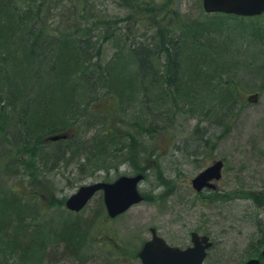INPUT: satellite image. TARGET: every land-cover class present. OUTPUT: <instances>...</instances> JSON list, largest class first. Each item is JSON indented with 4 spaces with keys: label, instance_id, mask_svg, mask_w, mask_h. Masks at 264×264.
<instances>
[{
    "label": "rangeland",
    "instance_id": "1",
    "mask_svg": "<svg viewBox=\"0 0 264 264\" xmlns=\"http://www.w3.org/2000/svg\"><path fill=\"white\" fill-rule=\"evenodd\" d=\"M133 1L33 0V4L31 0L29 2L0 0L1 8L8 11L10 7L16 12L14 18L9 15L8 20L7 18L1 20L3 24L5 23L3 27L5 33L3 30L0 31V51L10 49L13 55L4 62L0 61V64L5 65V68H0V75L6 73L10 78L15 72L13 68L21 63L18 59L28 58L25 52L31 50L34 39L26 37L25 34L28 32L26 30L36 23L45 25L48 33L56 37L60 34L55 27H63L59 23L60 18L66 23L76 22V26L79 23L86 27L93 25L96 34H101L98 40L94 38L95 44H92L95 46L93 54H96L99 48L101 57H93V61L97 63L100 61L105 68L106 62L113 58L114 52L116 53V44L112 36L102 37L108 26L115 27V19L122 30L143 32L145 39L156 32V26L159 27L160 23L167 21L162 17L171 18L173 8L179 10L182 15L201 20L209 15L203 9L202 0H151L154 3L162 1L163 4L153 13L146 11L140 14L143 17H138L139 12L135 18L123 20L131 13L132 10L128 6ZM147 1L150 0H143V4ZM5 2H9V5H5ZM82 14L85 19L81 17ZM222 19L225 20L226 26L215 34L213 32L212 36L217 42L227 43V50L222 52L221 60L225 63L223 68H230L235 75L232 76L233 72L230 76L223 75L224 78L220 81L216 79L212 84H217L219 95L223 97V93L226 92L223 84L225 79L234 81L236 91L229 102L220 104V107L211 105V101L205 98L211 96L206 88L211 89L212 84L208 82L209 77L202 76V80H199L201 83L198 84L202 85L200 87L202 94L198 100L202 99L203 102L204 99L205 104L211 105L212 109L199 111V115L187 113V104L181 103L183 106L179 109L173 104L177 101L173 98L172 101H168L169 96H166L167 102L156 109L158 119L153 118L155 115H150L145 121L139 120L144 119L145 109L142 106L144 98L154 102L151 95L149 97L147 95L148 92L151 94L153 88H145L144 93H136L135 106L119 108V111L125 113L130 120L129 123H124V129L137 135L144 144L146 143L145 145L153 147L148 146L149 149H154L155 156L151 157L152 155L146 152L145 160H154L155 169L159 166L160 173L161 166L163 178L170 180L163 185L156 172L148 171L149 177H145L140 184L145 199L131 206L120 216L109 218L101 191L97 192L79 212L70 211L65 205L67 197L83 184L109 178L111 180L118 174L136 173L132 161H124L126 149L124 145L130 141L129 136L113 138L108 142L106 149H96L95 134L100 128L108 129L109 118L103 112L106 109L110 110L111 107L108 102L109 107L106 102L99 104L103 105L101 107L94 104V101L96 103L100 101L98 97L102 93L97 86H94L98 92L94 101L89 99L88 104L84 103L80 107L74 105L72 108H76L77 111H70L67 114L70 120L73 113L77 117V124L75 128L69 130L71 132L69 137L56 142H45V146L41 148V155L37 154L34 157L33 154L30 156V153L21 150L23 138L29 137L25 130L21 132V138L17 136L16 126H12L4 136L0 134V264H142L135 255L141 244L151 238V227H155L171 244L182 247L191 245L193 231L210 235L214 244L204 264H242L254 257L256 246H253V242L258 235L255 221L257 218L264 219V206L256 204L253 196L249 195L251 199L246 193L252 191L254 195L264 194V65H262L264 44L255 39L250 22L242 21L243 24L240 25L235 20H226L222 17L219 21ZM11 20L13 23L8 26L7 22ZM34 31L39 34L42 29ZM251 36L255 38L247 44ZM148 42L154 41L150 39ZM47 46L45 40V52L41 55L44 58L50 57L53 53ZM36 49L39 52V46H36ZM188 53L190 54V50ZM128 54L126 52V57L121 59L120 63L127 68L124 73L132 76L136 73L137 65L136 60L134 62ZM49 65L46 63L43 70L47 72ZM114 66L116 69L121 66L117 63L116 57ZM210 67L207 66L206 69L209 70ZM29 70L30 67L24 70L23 77L17 75L12 80L15 81V85L26 84L30 93L21 99H14L8 87L5 92L7 103H1L5 108L0 106V113L14 121L19 113H23L27 119L26 123L31 125L35 114L32 111L35 102H30L37 88L32 86L36 76L32 77L31 72L27 73ZM154 73L156 71H152V75ZM149 78L150 75H147L144 80L147 82ZM155 90L160 93L167 92V89L163 90L160 87ZM45 95L48 97L49 93ZM103 95L102 93V97ZM253 95H257L256 101H250ZM218 101L219 97L215 96L212 103L216 104ZM38 106L45 108L44 103ZM62 106L59 109L63 108L64 111L66 106ZM136 121L143 125L139 127ZM76 133L77 137L81 138L82 141L78 140L81 143L73 140ZM203 136L208 137L207 144H202ZM9 140L17 145L15 149L14 144L10 145L7 142ZM33 144L32 140L29 141L27 150L32 149L29 146ZM139 146L142 149L144 147L142 144ZM11 148L9 160L2 163L1 160ZM217 159H223L225 162L223 177L215 190L220 191L210 195L208 193L210 191L205 190L206 192H201L205 193V196L199 195L192 187V178ZM46 187H50L51 192L44 193ZM153 192L154 196L158 193L163 195L160 196L162 199L159 202L153 197L152 201L146 198ZM219 193L222 196H219ZM13 199L19 200L20 205L17 206L15 203L12 205ZM15 205L19 209L22 208L23 224L29 223L23 226L28 232L27 240L30 242L26 249L17 247L12 237L13 232L6 226H1L3 218L11 217L12 227L19 231L20 214L15 210ZM85 221L90 222L89 241L86 246L78 250L72 246V250L67 248L66 241H59L57 231L61 230L65 223L82 224ZM23 234L24 232L20 233Z\"/></svg>",
    "mask_w": 264,
    "mask_h": 264
},
{
    "label": "trees",
    "instance_id": "2",
    "mask_svg": "<svg viewBox=\"0 0 264 264\" xmlns=\"http://www.w3.org/2000/svg\"><path fill=\"white\" fill-rule=\"evenodd\" d=\"M29 1L30 0H28V2ZM31 1L33 3V0ZM162 4V1H157L154 3L150 0L143 4V0H134L133 3L128 6L132 10L131 13L128 14L123 20L133 19L139 12L140 13L138 14V17H143L140 14L146 11H148L146 13H153L155 9ZM5 5H9V2H5ZM12 10L10 9V7L8 11L4 10V8L0 9V23L2 22V19L10 17L9 15H11L13 18L14 16H16V12ZM161 11L162 10H160V12ZM4 12L5 14L8 13L7 16L4 14ZM161 14L162 13H160V15ZM83 15L84 14H82L81 17H83ZM221 17L226 20H235L240 23V25H242L243 22H250L251 30L254 33V36H256V38H253L260 40L259 42L264 44V29H262V27L264 26V14L262 16L255 17H238L235 15H228L224 13H212L201 20L200 18H192L190 16L182 15L179 10H175L173 8V14L171 18L162 17V19H167V21L160 23L158 25L159 27L156 26V32L154 34L146 36L144 39L145 34L143 32V34L141 33V37H139L140 34H138L137 36L134 33V36L139 40V42H141V45H145L146 42H148L150 39L151 41H154L151 43L148 42L152 46L145 53L134 50L131 45L132 43L126 38L115 39L114 34L112 35V33H110L112 36L111 37L110 35H108L109 31L107 29V33L104 35V38L111 37L114 40L116 44V53L114 52L113 58L109 62H106L104 68L102 67L100 61H98V63L96 61H93V57H101L99 48L97 49V53L93 54V49H95V46L92 45L93 41L88 40V37H86V41L75 42V30L73 26H71V30L74 32V34H70L69 36L74 37L72 39L65 38L62 35L63 33L65 34L67 32V29L64 28L63 31H65L62 33V31L60 30V26H56L55 30H57L58 33H60L61 31V36L56 37L55 35H51L49 33L46 35L48 43L47 48L50 47V50L53 51L50 57L47 56V58H44L43 56H41L42 53H39L36 49V46H34L33 44L31 50L29 49L27 51L30 56L27 59H18L21 61V63H18L17 67L21 66L23 67V70L30 67V70L27 73L31 72L32 77H34V75L36 76L35 83L32 84V86H34V88L36 86L37 90H35L36 92L33 93V99L30 102H35V105L32 109L35 114L33 115L31 125L26 123L27 119L26 116L23 115V113H19L18 116H16L17 118L15 121L5 118L4 114L2 115V113H0V134L4 136V134H6L12 126H16L18 131L17 136L21 138V132L25 130L28 133L29 137L27 138L28 140L23 138L22 142L24 144L21 146V150L30 153V156L32 154L34 155V157H36L37 154L41 155V148L45 146L44 143L48 141V138L51 135H55L57 131V134L69 135V133H71L69 130L75 128L76 123H72V121L70 120V116H68L67 114L70 111H77L76 108H72L74 105H77L76 107H80V105L82 106L84 103L88 104L89 99H92L94 101L95 95L98 93L94 86H97L100 92L104 94V97H102L101 93V95L98 97L100 98V101H98L97 103L94 101V104L101 107L103 105L99 104H104V102H106L105 104L107 105V107H109L107 104L108 102L109 104H111V107L110 110L106 109V111L104 110L103 112L109 118L108 129L104 130L103 128H100V130H98V132L95 134L97 136L96 149L102 148L104 150L106 149L108 142L113 138L116 139V137L127 135L130 137V141L126 142V144L124 145L126 146L124 152V161H132V164L134 165L133 167L136 169V173L142 172L146 175V177H149L150 173H148V171H154L157 173V178L159 177L158 179L162 181L163 185H165L166 181L169 183L170 180H168L167 178H163L164 172L161 166L159 173V166H157V169H155L156 164L154 163V160H145V156L147 155L146 152H148L149 155H152L151 157L155 156L156 153L154 152V149H149V145H145L146 143L144 144L143 140H141L137 135L135 136L124 129V123H129L130 120L127 119L125 113L119 111V108L135 106L134 95L136 93H144L145 88H153L151 90V94L148 92L147 95L148 97L151 95V98L154 100V102L150 101L149 98H144V100L142 101L144 102L142 106H144L145 109V112H143L144 119L141 118L139 120L143 121H145V119H147L148 117L150 118V115H155L153 116V118L158 119V117H156V114L158 113L156 112V109L159 106V98L165 99L166 96H169V98H167L168 101H172V98L174 101H177L173 104L179 109L182 108L183 105L187 104V113L191 112L192 115H199V111L212 109L211 105L220 107V104L223 105L229 102L232 94L235 95L236 91V88L234 89V81L225 79L223 84L225 86L226 92L223 93V97L219 95L217 84H212L214 80L217 79L218 81H220L222 78H224L223 75L230 76L233 72L230 71V68H223V64L225 63H223L224 61L221 60L223 59L222 52L227 50V43L217 42V40L213 37L218 30H223L226 26L225 20L223 21L222 19L221 21H219ZM60 19V25L67 28L69 26L68 23L64 22V19ZM83 19H85V17H83ZM22 22L26 24V22H24L23 20ZM7 23L9 26L12 25L13 21L11 20ZM4 24L3 22L0 24V31L3 30L4 32ZM78 26L82 27V24L79 23ZM85 27L86 26L84 25L83 28ZM35 29L36 27L34 24L29 30H26V32L28 31L25 34L26 37L29 36L32 39L36 38L39 34L34 31ZM6 30L8 29L6 28ZM43 30L44 28H42V31ZM11 36L14 38L12 34ZM253 38L251 36L247 44H249V41L251 42V39L253 40ZM52 41L54 43H56L57 41L60 42V44H58L62 46L61 51L56 50V47L54 46ZM189 50L190 54L188 53ZM243 50H245V48ZM35 51L37 53H35ZM0 52L1 62L6 61L13 55L10 49L8 51L2 50ZM126 52L130 54L128 55L134 60V62L136 60V73L132 76L124 73L126 66L120 63L121 59L126 57ZM150 53L151 56H158V61L154 64H150L145 61V58L150 56ZM195 53L198 55H196ZM115 57L117 58V63L121 65L118 69H116L114 66ZM46 63L50 64L49 70L47 72L43 70V67L46 66ZM262 65H264V63H262ZM207 66H211L209 70L206 69ZM0 68H5V65L0 64ZM152 71H156V73L152 75ZM17 75L23 77L24 72L19 73L15 71L10 78L6 73L3 76L0 75V95H2L3 93L5 94L8 87L12 90H10L9 93L12 94L14 99H21L24 95H28V93H30L28 90V86H25L26 84L22 85L20 83L19 85H15V81H13L12 79H14V77ZM147 75H150V78L146 82V80H144V77ZM234 75L235 73L232 74V76ZM202 76L209 77L208 82L212 84L211 89L209 87L206 88L207 92L209 91V94L211 96L205 98L206 100L211 101L210 106L205 104L206 101H204V99L203 102L201 101V98V100H198L199 96H201L200 94H202V90L200 91V87L202 85H198L201 83L199 80H202ZM136 79L139 83L136 82ZM53 83L54 85H57L53 86ZM164 84H166L165 87ZM228 84H230V86H227ZM157 87H160L163 90L167 89V92L160 93L158 90H155V88ZM61 88L64 90L63 92H60ZM47 93H49L48 97L45 95ZM60 93L62 94V96L60 95ZM64 96L67 97L65 98ZM68 96H71V98L69 99ZM215 96L219 97V101L216 104H213L212 102ZM1 99L2 98L0 97V106H2V108H5V103L1 104ZM43 103L45 104L44 109L38 106L39 104ZM181 103H183V105H181ZM61 105H63L62 107L66 106L64 111L62 107V109H59ZM89 106H91V104ZM173 109L175 110V108ZM115 110L117 112H115ZM72 115H75V113H73ZM115 118L117 119V121H114ZM18 125L20 126V130L18 128ZM142 125V123H139V127H141ZM145 129L148 128L145 127ZM64 130L65 132H62ZM197 130L199 131V126ZM43 135L45 136L44 138ZM75 135L76 136L73 139L74 141L81 140L79 136L77 137V133ZM33 137L35 138L33 139ZM2 139L4 140L3 137ZM19 140L21 139H18V141ZM31 140L34 144L32 146H29V148L31 147L32 149L27 150L26 146ZM202 140V144H207L209 141L208 137L205 138L204 136ZM7 142L10 145L14 144L10 140ZM78 143L81 142L78 141ZM139 144H142L144 146L143 149L140 148ZM16 146L17 145L14 144V149L16 148ZM149 147L153 148L152 146ZM204 150L205 149H203L202 151L204 152ZM10 153H12V148L8 154H5L6 157L1 160L2 163L9 160ZM196 153L197 151L194 154ZM119 175L121 174H118L116 177H118ZM108 180H110V178ZM219 191L211 190L209 194L214 195ZM46 192H51L50 187H46V191L44 193ZM246 194L247 197L251 199L252 197L250 196L252 195L256 204H258L259 206H264L263 193L254 195L252 191H250ZM160 196L163 195H160L158 193L154 196L153 192V194H148L146 198L151 201L153 199H156L157 202H159L162 199V197ZM202 196L205 195L203 194ZM219 196H222V194L219 193ZM222 198L223 197H221V199ZM40 201L42 202V200ZM14 203L17 206L20 205V202L17 199H13L12 205ZM43 203L46 204V202ZM16 205L14 207L17 213L20 214V222H18V227L21 226L19 228V231H21L19 232L18 230H14V228L12 227L13 222L11 223V217L3 218L1 226H6L10 231L13 232L12 237L16 241L15 245L17 247L26 249V247L30 245V242L27 240L28 232L25 231V228L23 229V226L28 225L29 223L23 224L21 215L22 208L19 209ZM11 212L12 210L9 211V214H11ZM255 223L258 229V235L254 240L255 242H253V246H256L253 253L254 257L258 256L262 258V264H264V256L261 255V249L264 246V219L257 218ZM9 224H11V226H8ZM89 225V221H85L82 224H80L79 222L78 224L76 222L65 223L64 227L61 230L57 231L59 241H66L67 248H71L72 250V246H74L75 250H78V248H83L89 241ZM21 232H24V234L20 235ZM87 237L88 239H86ZM119 246L122 247L121 245ZM137 252L138 251H136V257L138 256Z\"/></svg>",
    "mask_w": 264,
    "mask_h": 264
},
{
    "label": "water",
    "instance_id": "3",
    "mask_svg": "<svg viewBox=\"0 0 264 264\" xmlns=\"http://www.w3.org/2000/svg\"><path fill=\"white\" fill-rule=\"evenodd\" d=\"M203 6L207 12L224 11L240 15H253L264 11V0H203ZM256 96L253 95L250 100L256 101ZM65 136L56 135L52 139ZM223 165V160H215L193 178V186L197 190L204 186L213 187L214 184L209 181L222 176ZM143 177V174L123 175L113 182L100 181L83 185L67 198L66 206L71 210L79 211L87 205L98 190L102 189L107 211L111 217H116L143 199L138 188V182ZM153 231L154 238L147 241L139 252L143 264H203L207 248L212 245L209 236H200L197 232H193V246L182 249L170 245L164 238L157 236L154 228ZM262 254L264 255V249ZM243 264H261V259L253 257Z\"/></svg>",
    "mask_w": 264,
    "mask_h": 264
},
{
    "label": "bare ground",
    "instance_id": "4",
    "mask_svg": "<svg viewBox=\"0 0 264 264\" xmlns=\"http://www.w3.org/2000/svg\"><path fill=\"white\" fill-rule=\"evenodd\" d=\"M114 21H115L114 22L115 27H111V26L110 27L109 26L107 27V29L109 31L108 32V35L111 36L110 33H112V35L114 34V38L115 39L126 38L128 41H130L132 43L131 44L132 45V48L134 50L139 51V52L145 53L148 49L151 48L152 45L150 43H148V42H146L145 45H141L140 44L141 42H139V40L134 36V31H132V30L124 31V30H122L121 27H119L120 26L119 25V22L116 21V19ZM42 22L44 23L43 19H42ZM73 23L74 24H72V22H69L68 23L69 26L67 28L65 27V29H67V32L65 34L63 33L65 30L62 31L64 29L62 27L60 30L62 31L63 35H62L61 31H60V33H59L60 35L59 36L62 35L65 38L72 39L74 36H69L70 34L71 35L74 34V32L71 30V26H73L74 27V30H75V39H74L75 42L86 41L85 40L86 37H88V40H90V41H95V39H94L95 37L97 39L98 36H101V34H99V35H98V33L96 34V32H95L96 30H95V27L93 25H88L87 27L83 28V26H84L83 24H82V27L81 26L79 27V26H76V22H73ZM97 26H99V25L97 24ZM35 27L38 30L44 28V30L41 31L39 33V35L36 38H34V40H32V43L34 44V46H39V53L44 54V52H45L44 51V43H45V40H47L46 39V35L48 34V30L45 29V25H43L42 23H38V24L36 23L35 24ZM88 27H89L90 30L88 29ZM236 27L238 28V26H236ZM106 33L107 32L105 31V34ZM85 34H88L89 36L88 35H85ZM138 34H140L139 37L142 36L141 33H135V35H137V36H138ZM104 35H103L102 38H104ZM52 43L56 47V50L57 51H61L62 46L59 45L60 42H58L59 44H55L52 41ZM93 43L95 44V42H93ZM15 45H17V44H15ZM25 56L26 57H29L30 56L27 51L25 52ZM145 61L147 63L154 64V63H156L158 61V56H151V53H150V56L146 57L145 58ZM13 70L16 71V72H19V73H23L24 72L23 67H21V66L20 67H14ZM54 83L52 85L53 86H56L57 84L54 85ZM60 90H61L60 92H63L64 91L62 88ZM60 95L62 96L61 93H60ZM0 97L2 98L1 99V102L2 103H7V100H6L7 98H6V95L4 93L2 95H0ZM74 101H77V100H74ZM166 102H167L166 98L165 99L159 98V102H158L159 103V106L165 104ZM72 117H73L72 120H71L72 123H76L77 124L76 115H72ZM62 135H66V134H61V136Z\"/></svg>",
    "mask_w": 264,
    "mask_h": 264
}]
</instances>
